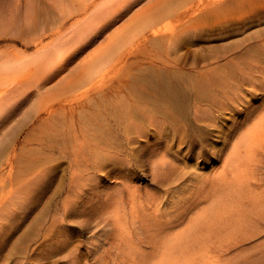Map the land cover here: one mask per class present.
<instances>
[{"label":"bare ground","instance_id":"bare-ground-1","mask_svg":"<svg viewBox=\"0 0 264 264\" xmlns=\"http://www.w3.org/2000/svg\"><path fill=\"white\" fill-rule=\"evenodd\" d=\"M185 1L188 7L181 14L179 0H148V6L138 10L137 22L146 29L139 41L147 49L143 58L147 63L127 76H90L88 72L93 66L89 61L95 60V52L88 54L89 59L85 60L87 55L83 58L86 65L90 63L87 72L84 64L78 63L75 69L69 66L85 55L87 48L122 13L103 26L86 27L84 33H79L80 41L81 38L73 37L76 21H71L89 7L80 5L61 11L63 8L58 6L54 14L39 11L23 16L6 11L11 0H0V119L5 123L0 128V250L2 240H9L25 219L33 216L44 198L47 203L36 218L47 221L42 223V238L35 247L42 251L31 254L32 258L19 257L15 264L47 261L48 255L64 252L77 242L70 250L71 258L73 254L76 259L87 258L84 255L99 259L113 255L112 250L120 252L123 247L136 254L156 234H165L169 246L152 264H179L171 255L179 254V250L189 251L180 257V264H189L197 257L209 260L216 256L210 254L216 249L201 244L211 232L217 233L210 224H226L234 212L227 210L209 219L206 207V218L200 220L201 208H195L197 215L184 234L171 237L169 232L191 211L187 204H195L193 197L202 191L210 194L208 200L214 207L221 203V196L228 200L230 195L235 198L236 194L240 197L246 192L244 187L251 186L247 174L239 173L248 161L241 158L243 151L247 153L245 157H259V173L251 186L252 195L248 196L249 204L256 208L249 213L250 221L241 224H247L250 232L235 245L244 249V242L264 238V194L258 191L264 188V30L246 40L242 36L241 40L232 37L239 36L235 33L242 31L247 21L261 16L262 7L258 0ZM190 14L196 15L189 23L190 29L179 30V22ZM167 18L175 24L164 23ZM207 21L217 23L206 28L203 23ZM210 34L219 36L215 40L232 37L230 45L191 49L200 38ZM183 47L187 48L185 52ZM130 53L111 57L105 54L95 63L100 66L109 60L124 62ZM222 59L227 60L211 66ZM38 68L43 76L33 81ZM57 79L63 88L61 93L36 97L40 94L37 91H25L31 84H36L37 90L46 88ZM250 94L262 103L256 106L249 99ZM17 112L21 117L15 118ZM226 113L228 116L224 117ZM228 120L234 125L227 128ZM29 123L31 134L20 140L19 127H28ZM173 140L191 144L196 158L213 156L229 148L232 142L233 145L225 162L226 172L208 184L209 190L204 187L199 191V174L194 176L190 169H182L181 177L185 179L179 183V204L187 208L173 221H165L156 214L163 201L160 195H139L132 180L139 177V172H146L151 175L152 184L163 190L167 175L176 168V155L181 154L172 151ZM217 140L224 143V148L217 147ZM58 177L60 186L53 191ZM106 177L118 179L110 185L112 190L105 185ZM171 190L161 196L165 200L173 197ZM141 198L140 212L134 207L127 209L128 201L137 204L136 200ZM149 206L153 207L151 215L155 218L150 233L145 229ZM87 218L92 222L89 225L85 224ZM135 240L139 247L131 245ZM80 246L86 250L79 251ZM25 251L27 247L19 252ZM248 261L264 264V257L244 258L237 264Z\"/></svg>","mask_w":264,"mask_h":264},{"label":"rangeland","instance_id":"rangeland-1","mask_svg":"<svg viewBox=\"0 0 264 264\" xmlns=\"http://www.w3.org/2000/svg\"><path fill=\"white\" fill-rule=\"evenodd\" d=\"M12 3L8 4V6L5 8L6 11L10 13H17L20 15H26L32 12H41V13H52L54 14L55 9H58V6L62 7L63 9L61 11H69L72 8H75L77 6H87L89 9L87 12H82L80 15H78L75 19H73L71 22L73 23L76 21V25L72 27L73 30V37L79 39L80 32L84 33V30H87L86 27H94V26H103L109 19L114 18L117 15H120L122 13V17L115 20V22L110 25L103 35L92 45H90L87 50L85 51V55H80L79 58L73 62L69 69H75L78 63L84 64L87 72L89 69L87 67L89 66L87 62V65L85 63V60L89 59L88 54H93L92 61L90 66H93V70H89L88 74L90 76H97L105 73H116L117 75H131L133 74L139 65H144V63H147V60L144 61V52H147V49L144 47V42L139 41L142 38V34L145 32L144 26H141L137 21V14L139 11H141L143 8H146L148 6L147 1L148 0H11ZM156 1V0H155ZM259 7H262L259 12L261 16H258V18L251 19L247 21V24L245 25V28L237 32L235 34L239 36H232V37H238L239 40H241L242 37H245L244 40H246L249 35L251 36H257L259 33H261L264 30V0H258ZM178 11L179 14L184 12L187 7L188 3L185 0H179ZM59 10V9H58ZM139 10V11H138ZM1 13V12H0ZM9 15V14H7ZM195 14L188 15L187 18H185L184 21L179 22V30H186L189 28V23L194 18ZM190 19V20H189ZM189 20V21H188ZM166 22H170L171 24H175L174 20L172 18H167ZM217 21H207L203 23V26L206 28H210L212 26H215ZM87 24V25H86ZM78 25V27H77ZM129 28L126 30V28ZM211 30V29H210ZM93 30H91L88 34H91ZM217 34H210L208 36H205L203 38H200V42L197 45L192 46L191 49L194 48H200L205 46H212L214 48L220 49L223 48L225 45H230L231 38H227L225 40H215L217 39ZM206 40L205 42L202 41ZM213 39V41H211ZM82 38L80 39V41ZM243 40V41H244ZM208 41V42H207ZM223 45V47H221ZM183 46V45H182ZM98 50V52H97ZM187 48L183 47L182 51H186ZM122 52H125L128 54L130 53V56L126 58L124 62L119 61H106L103 65H98L95 62H98L101 58L104 57V55L108 54L110 57L111 55L116 56L117 54H120ZM86 57L85 60L83 58ZM227 59H222L219 63H212L211 66L219 65L223 62H225ZM189 62V60H187ZM43 72L41 68H38L36 73L34 74V77L32 78L33 81H37L38 79L42 78ZM58 79L53 81L52 83L48 84L46 88H39L37 90L36 84H31V88L29 90L25 91H37L36 93H40L38 96H45V95H54L63 92V88L58 85ZM55 84V86H53ZM50 88V89H48ZM253 94L249 95V99H253L256 106L260 105L262 103V100H260L258 97L255 98V96H252ZM255 95V94H254ZM27 108V107H26ZM25 108V109H26ZM36 109V108H35ZM261 110L259 109V112ZM20 113L17 112V116L21 117L19 115ZM228 114H224V117H227ZM2 119H0V128L3 129L2 125H5ZM227 124V128L229 126L234 125V122L231 120L225 121ZM17 124L15 123L14 127ZM13 126V125H10ZM252 125L249 126V128ZM32 128L31 124L29 123V126L21 125L19 127V134H20V140H23L24 137H27L31 134V131L29 129ZM247 127L242 130V134H244L247 131ZM171 139V136H168L167 141ZM176 140H173L172 142V151H180L181 154H177L175 158V165L176 168L172 171V173L167 175V181L164 183L165 186L162 188L163 190H160L158 186H154L152 184V177L150 174H146V172L143 175V172H139L137 178H134L132 181V185L135 186L136 189H138L139 195L144 194H152L154 192H157L156 195H160L162 198V202L160 204V210L156 213L158 214V217L161 218V220L165 221H173L175 219V216L180 213H184L185 209L189 208V213L185 215L184 217L180 218L178 220V226L175 227L171 232V237L176 236L179 234H184L185 229L188 227L189 223L191 222V219L196 217L197 213L195 208H201L200 214L198 218L204 219L206 218V207L209 208L208 217L211 219L212 216H216L220 213H224L227 210H231L235 213L230 217L228 222L226 224H220L216 223L210 224L211 227H214L212 229L213 231H217V233L211 232L209 237L207 239L205 238L203 243L201 245L208 247L211 245L216 249L215 252L210 254H216V256L211 257L207 259H201L200 257H197L196 259L189 262V264H237L240 260L244 258H261L264 257V238L260 240H254L250 243V241L244 242V249L240 248L235 245L236 241H240V239H245L246 236L249 234L250 231L246 229L247 224L241 225L243 222L250 221L249 213L251 212V209L256 208L254 206H251L249 204L248 196L252 195L250 193L252 183H255L257 181L259 170L257 169L258 164L257 161L259 157L256 159L245 157L247 153L243 151L244 157H241L242 159L245 158V163L243 166L239 168L240 174H247V180L249 182L250 187H244L246 189V192L242 193V196L238 197L236 194L235 198H233L232 195L228 197V200H224L222 196L219 198L221 200V203L214 207L213 204L210 203L208 200V194L206 191H202L198 195L194 196L192 201L195 202V204L191 205L190 203L187 204V206H182L183 203L179 204V200L182 199V196L179 197V183L185 179V177H181L182 175V169H190L191 172L194 173V176L199 174V185L198 190L202 188L208 189V184H211L212 181L216 178V176L221 175L226 172L225 162L229 158L230 150L232 149L233 142L231 145H229V148H224V143L219 142L217 140V147L224 148L223 151H218L211 156L210 154L207 155L205 158L195 157V151L191 150V144H179L175 142ZM21 146V144H20ZM168 152V151H167ZM163 154V153H162ZM161 154V155H162ZM160 155V156H161ZM0 160H3L1 158ZM143 167V166H142ZM142 169V168H141ZM103 175V174H101ZM59 177L55 179V185L52 186V190L54 191L60 186ZM62 179V178H61ZM105 185L110 188V185L114 182L118 181V179L111 177H106ZM58 184V185H57ZM156 184V183H155ZM2 186V182L0 181V187ZM187 187V186H185ZM111 189V188H110ZM170 192L173 197H170L169 199L165 200L163 193L167 190ZM196 189V188H195ZM112 190V189H111ZM264 188L262 190H258L261 192V194H264ZM127 198L130 199V196L127 191H124ZM198 193L195 192V194ZM203 193V197H201V194ZM187 193L185 194L186 197ZM168 195L165 196L167 198ZM198 196V197H197ZM41 202L35 207V212L33 213V216L27 217L25 219V222L23 225L18 229L17 232H15L12 236L9 237V240H2L3 241V247L0 250V264H15L18 258H24V257H31V254H35L37 252L35 247L40 242L42 238V231L44 229V225L46 219L45 218H37V213L39 210H41L43 207H47V203L44 201ZM143 198L136 200L137 204H134L130 201H128L127 209L135 208L137 212H140L141 206L139 203ZM154 199H151V201ZM248 200V201H247ZM139 202V203H138ZM143 203L151 204L150 201H144ZM139 204V205H138ZM177 204V205H176ZM101 209L104 208V206L100 207ZM149 215L146 218L147 227L145 228L148 233L152 232L154 230L153 227L150 225H153V220L155 221V218L151 215L153 211V207L149 206ZM47 213V210H45ZM247 214V215H246ZM46 216V215H45ZM78 220H83L80 218H77ZM85 224L89 225L91 224V219L87 218L85 219ZM44 223V225L42 224ZM223 230V231H222ZM205 233V232H204ZM1 237V236H0ZM34 237H38L35 241H32ZM169 237V236H168ZM225 237V238H224ZM22 239L21 244L19 243V239ZM169 239L165 236V234L161 235L160 237L157 236V234L151 238V240L148 242V244H142V250L139 252H135L136 254H130L125 250V247H123L120 252L117 251V249L112 250L110 254L113 255H105L100 257L99 259H93L92 257H89L85 259H76L73 258V254H71L72 258L69 257L70 250L77 245V243H74V245L69 246L66 249H63L64 252H54L53 255H48L49 260L43 261L38 264H71V260H78L80 261L79 264H152L154 262V259H157L158 256H161L160 254L163 250L166 249L167 246H169ZM36 242V243H33ZM134 247H139V242L135 240V242L131 243ZM27 247V251L22 254V252H19L20 250H23V248ZM109 248V245L106 246ZM22 248V249H21ZM81 252H84L86 250L85 246L79 247ZM200 251V248L197 252ZM189 251H182L179 250V254H171L172 260L181 262L180 257L183 254H186ZM119 253V254H118ZM225 254V255H224ZM79 257V256H78ZM109 257V258H106ZM106 258V259H105ZM115 259V260H114ZM108 260L110 261L109 263ZM113 261V262H112ZM248 264H255L253 262L248 261ZM34 264V263H32ZM260 264V263H258Z\"/></svg>","mask_w":264,"mask_h":264},{"label":"snow or ice","instance_id":"snow-or-ice-1","mask_svg":"<svg viewBox=\"0 0 264 264\" xmlns=\"http://www.w3.org/2000/svg\"><path fill=\"white\" fill-rule=\"evenodd\" d=\"M102 34H103V33H102ZM102 34H101V35H102ZM98 38H99V37H98ZM98 38H97V39H98Z\"/></svg>","mask_w":264,"mask_h":264}]
</instances>
